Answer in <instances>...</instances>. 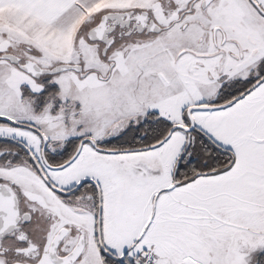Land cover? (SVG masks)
Here are the masks:
<instances>
[{
    "label": "snow or ice",
    "instance_id": "6c2138e0",
    "mask_svg": "<svg viewBox=\"0 0 264 264\" xmlns=\"http://www.w3.org/2000/svg\"><path fill=\"white\" fill-rule=\"evenodd\" d=\"M0 264H264V0H0Z\"/></svg>",
    "mask_w": 264,
    "mask_h": 264
}]
</instances>
